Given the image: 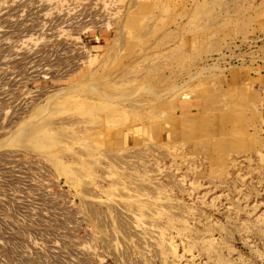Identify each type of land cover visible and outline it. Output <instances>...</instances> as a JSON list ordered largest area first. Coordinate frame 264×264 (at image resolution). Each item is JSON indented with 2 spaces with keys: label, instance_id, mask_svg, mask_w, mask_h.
Listing matches in <instances>:
<instances>
[{
  "label": "rangeland",
  "instance_id": "1",
  "mask_svg": "<svg viewBox=\"0 0 264 264\" xmlns=\"http://www.w3.org/2000/svg\"><path fill=\"white\" fill-rule=\"evenodd\" d=\"M0 264H264V0H0Z\"/></svg>",
  "mask_w": 264,
  "mask_h": 264
}]
</instances>
